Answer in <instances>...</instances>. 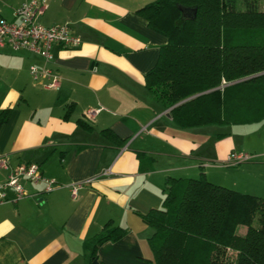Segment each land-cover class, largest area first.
Segmentation results:
<instances>
[{"label":"crops","instance_id":"obj_1","mask_svg":"<svg viewBox=\"0 0 264 264\" xmlns=\"http://www.w3.org/2000/svg\"><path fill=\"white\" fill-rule=\"evenodd\" d=\"M22 1L0 0V16L13 19ZM149 1L45 0L37 21L66 22L81 38L77 46L53 44L47 64L59 74L56 87L45 86L46 77H31L29 65L43 64L38 54L0 47V110L10 108L0 124V157L7 162L0 165V183L12 167L30 161L60 183L43 191L42 182L21 179L27 195L0 203V264H87L83 240L108 220L125 234L103 242L99 260L154 264L153 227L140 213L162 206L169 177L203 172L243 192L264 191V161L222 163L232 149L264 151L244 142L249 129L178 126L170 106L146 88L144 73L167 41L137 11ZM89 107L100 109L88 116ZM90 176L72 196L69 184ZM7 195L13 197L11 188Z\"/></svg>","mask_w":264,"mask_h":264},{"label":"trees","instance_id":"obj_2","mask_svg":"<svg viewBox=\"0 0 264 264\" xmlns=\"http://www.w3.org/2000/svg\"><path fill=\"white\" fill-rule=\"evenodd\" d=\"M243 1V9L236 0H151L137 8L167 37L144 73L146 88L164 107L196 94L169 109L176 125L264 119V10L256 0ZM9 110H0V124ZM140 215L153 227L154 264H264V193L215 183L203 172L169 177L162 206ZM124 234L125 227L106 221L83 240L87 264H111L98 259L97 248Z\"/></svg>","mask_w":264,"mask_h":264},{"label":"built area","instance_id":"obj_3","mask_svg":"<svg viewBox=\"0 0 264 264\" xmlns=\"http://www.w3.org/2000/svg\"><path fill=\"white\" fill-rule=\"evenodd\" d=\"M45 0H24L13 10V19H6L0 16V47L8 46L13 50L24 49L38 54L43 64L32 63L28 70L33 79L46 77L45 86L56 87L59 83V74L56 73L47 63L53 58V44L65 46H77L81 42L79 35L73 33L68 23H54L44 25L37 21V16L44 11ZM100 107H89L86 109L88 116L94 115ZM264 159V152L261 154ZM253 153L242 150H230L222 163L226 166H234L239 163L250 160ZM0 165L7 166L6 159L0 157ZM111 170L104 169L102 174H108ZM21 179L32 182H42L43 191H49L54 187L60 186V183L54 178L42 173L40 165L37 162L19 163L12 167L5 180L0 183V203L17 200L27 195ZM93 179L92 176L82 180L72 181L70 192L72 196L76 195L79 187ZM13 190V197L7 195V189Z\"/></svg>","mask_w":264,"mask_h":264},{"label":"rangeland","instance_id":"obj_4","mask_svg":"<svg viewBox=\"0 0 264 264\" xmlns=\"http://www.w3.org/2000/svg\"><path fill=\"white\" fill-rule=\"evenodd\" d=\"M256 8L264 10V0H256L255 2ZM236 8L237 9H243L245 7V3L243 0H236ZM240 128L243 127V129H249L250 134L247 135L244 139V142L250 146L261 148L260 150H264V119L253 122V123H245V124H238ZM241 137H238L240 139ZM253 152V151H250ZM264 151H260L257 153H263ZM257 153H253L252 160H260L264 161L263 157L261 155H255ZM245 163V162H244ZM225 167H233V166H225ZM263 194L264 191H260ZM246 230V225L239 224L237 226V231L240 233H243ZM231 251V250H230Z\"/></svg>","mask_w":264,"mask_h":264},{"label":"water","instance_id":"obj_5","mask_svg":"<svg viewBox=\"0 0 264 264\" xmlns=\"http://www.w3.org/2000/svg\"><path fill=\"white\" fill-rule=\"evenodd\" d=\"M248 77H249V76H245V77L239 78V79H237V80H235V81L242 80V79H245V78H248ZM235 81H234V82H235ZM194 95H196V94H193V95H191V96H188V97H186V98H184V99H182V100L176 102L175 104H177V103H179V102H182V101H184V100H186V99H188V98H190V97H192V96H194ZM175 104H173V105H175ZM173 105H171L169 108H171Z\"/></svg>","mask_w":264,"mask_h":264}]
</instances>
